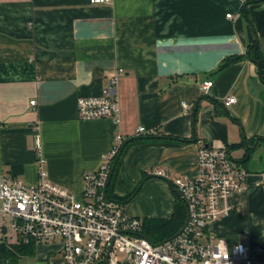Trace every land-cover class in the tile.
<instances>
[{
  "label": "crops",
  "instance_id": "0c3cea01",
  "mask_svg": "<svg viewBox=\"0 0 264 264\" xmlns=\"http://www.w3.org/2000/svg\"><path fill=\"white\" fill-rule=\"evenodd\" d=\"M248 1L0 0V174L37 183L38 136L50 178L81 198L85 170L121 133L110 194L143 220L171 219L177 188L154 170L195 175L201 141L226 147L248 187L211 229L264 264V80L245 56L254 41L264 55V1ZM118 68L120 122L80 118L77 100L102 94ZM141 125L159 132L137 136ZM31 244L0 233V264H64L60 239Z\"/></svg>",
  "mask_w": 264,
  "mask_h": 264
},
{
  "label": "built area",
  "instance_id": "2783aa9c",
  "mask_svg": "<svg viewBox=\"0 0 264 264\" xmlns=\"http://www.w3.org/2000/svg\"><path fill=\"white\" fill-rule=\"evenodd\" d=\"M114 72L102 94L77 100L80 118L106 117L120 122L117 85L125 72L122 68ZM212 84V80L204 81L203 91ZM235 101L231 95L225 105ZM30 102L36 104L34 99ZM158 132V128L141 125L136 135L156 136ZM125 141L126 137L117 133L98 169L85 170L79 198L50 178L37 136L38 182L28 184L16 176L0 174V233L19 244L60 239L64 264H257L250 245L240 241L230 244L211 229L213 222L230 213V196L248 187V169L235 161L226 147L201 141L195 175L170 177L163 168L154 170L181 192L187 212L182 228L157 242L145 233L143 219L129 214L126 203L109 192L113 166Z\"/></svg>",
  "mask_w": 264,
  "mask_h": 264
},
{
  "label": "trees",
  "instance_id": "16d2710c",
  "mask_svg": "<svg viewBox=\"0 0 264 264\" xmlns=\"http://www.w3.org/2000/svg\"><path fill=\"white\" fill-rule=\"evenodd\" d=\"M251 1L260 2V1H264V0H250L247 2V4ZM243 10H245L244 7H243ZM245 56H247V58L257 62L258 66H259V70H260V76H261L262 80H264V55H263V52L260 48V42L254 41L253 44L249 45L247 50H246ZM241 57H242L241 55L235 56L232 59H229L228 61L237 60ZM153 137H155V136H153ZM125 144H124V146H125ZM123 147H122L121 151L123 150ZM119 154H118V156H119ZM244 159H246V158H244ZM113 174H114V172H113ZM113 174H112V176H113ZM112 176H111V178H112ZM131 195H129V197ZM176 199H177L176 200V206H175V210L173 211V213H174L173 217L171 219L145 218V220H143L144 231L152 240L160 242V240H164V239L174 235L176 232H178L182 228L181 226L185 223L186 218H187L186 204H185L183 198H181L179 195H176ZM121 200L126 203V199L125 200L121 199ZM15 247H16V252H18L20 254H31L34 251V247L32 244L31 245H17Z\"/></svg>",
  "mask_w": 264,
  "mask_h": 264
},
{
  "label": "water",
  "instance_id": "95a60500",
  "mask_svg": "<svg viewBox=\"0 0 264 264\" xmlns=\"http://www.w3.org/2000/svg\"><path fill=\"white\" fill-rule=\"evenodd\" d=\"M115 165H116V161H115V163H114V166H113V171H114V168H115ZM177 194L179 195V196H181V192L177 189Z\"/></svg>",
  "mask_w": 264,
  "mask_h": 264
}]
</instances>
